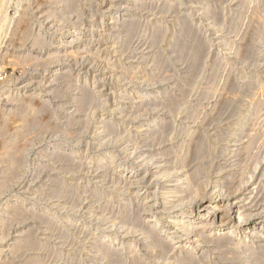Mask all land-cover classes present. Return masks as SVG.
<instances>
[{
	"label": "rangeland",
	"instance_id": "obj_1",
	"mask_svg": "<svg viewBox=\"0 0 264 264\" xmlns=\"http://www.w3.org/2000/svg\"><path fill=\"white\" fill-rule=\"evenodd\" d=\"M125 1L126 0L0 1V3L2 2V4H0V66H3V71L0 69V151L4 149L2 151L3 155L0 152V179H3L2 182L0 181L2 183L1 185H3V181L7 177V174L8 177L11 175L10 178L7 177L11 185L7 183V180L4 183V186L7 185L4 189V186H0V188H2L0 189V231L3 230V233L5 234L9 233L6 235L7 237H5L4 234L0 232V234L3 235H1L0 238L5 237L0 240V261L2 259L6 260L2 261V264H10L13 262L16 258L14 257L15 255L13 256L12 254H14V247H16L14 244L18 242L17 235L21 234L20 231L22 230V232L25 233L26 230L31 227V236L37 237L36 241L38 244L42 239V243H40L39 246L41 247V245L46 243V246H44L47 248L50 246L48 248L50 251L45 249V247L44 249L39 248V246H37L38 244L35 243L36 249L31 251L29 253L30 255L25 252L23 254L22 261L19 262L21 264H24L25 261H28L27 264H36L32 263V261L34 258L36 259V256L39 254H41L39 255L40 257L38 256L40 263L37 264H111V262L112 264H116L119 262L118 260H120L116 259L118 256H121L119 257L121 258L119 264H241L239 262L237 263L238 258H236L237 256H234V252H231V250H229V252L228 249L227 251L225 249L228 248L227 246H233L236 244L240 238L239 235L231 237V241H233V243L230 242L229 244V242H227L225 247L223 246L225 245L223 242L225 234L222 232L219 235L217 230L207 232L208 239H206L208 240V243H205L207 240H204V243L200 242L194 244V238H190L191 235H181V238L177 239L178 241L167 240L165 244L169 241V246L164 244V248L162 249L159 245L162 240L164 241L166 239V232H172L174 230V219L172 218L171 220L169 216L173 217V215H178L176 212H173L175 211V206H172L176 205L178 208L183 206V209L185 208L184 206L187 207V205H189L190 207L188 206V208H195L200 197L205 199L214 198L218 192L222 193L224 200L232 198L231 200L234 199V201H240L245 197L247 201L242 203L244 205L243 208L252 213L260 211L262 216L260 221H264V210H260L261 208H264V181H261L264 180V176H261L264 175V172L262 171L264 170V153H258L259 151H261V153L264 152V141L262 142L261 140H264V103H262L264 100L261 102L262 106L260 104H257L256 106V108H262L263 113L260 111L259 112L261 114L259 112H255L254 114L249 115L250 117H247L250 118L248 121L247 119L242 122L237 121L243 117L253 96L256 95V91H259V85L256 84L258 81L257 79L264 78V61H262L264 60V0H225V2L223 0H167V2L166 0ZM143 2L147 5H144ZM168 2H173L174 4H169ZM235 2L240 3L236 6L237 3ZM253 2H255V5L257 2V5L254 6ZM142 4L143 7H141ZM135 5H139L140 9H136V7H134ZM167 5H170V11L169 9H161V7L163 8ZM177 9H180L182 12L179 13V10L176 12ZM215 9L217 11H215ZM161 10H163V12ZM210 10H213L216 15L219 13L217 17L213 18V16H209L208 11ZM257 11H260L259 16L257 15ZM228 12L231 14H228ZM177 13L179 14L177 15ZM238 14L242 15L240 16ZM218 16H220V18ZM238 16H240L241 19ZM128 17L135 19L136 23L134 22V26H132L133 28L126 27V23L123 24L124 19ZM258 17L260 20H258ZM218 19H221V21L223 20L222 22L224 23H222V27L218 23ZM137 20H139V22H137ZM230 20L234 25H231ZM184 23H192L193 32L196 33L198 31L199 33L197 32V34L198 36L200 35V38L198 37V39H193L192 35L185 33L183 30L185 26ZM215 23L218 25H215ZM137 24L138 26L136 29ZM123 25L124 27H122ZM193 26L194 28H197V30L193 29ZM91 27H95V31H91L93 33L88 31ZM129 31L132 34L129 33ZM233 31L234 33H232ZM217 32L219 34H217ZM250 37H252V39ZM216 38L219 40H216ZM223 38L225 39V43H223ZM241 38L243 40H241ZM194 40L195 42H192ZM250 40L252 42L251 45H249ZM33 43L36 45L38 44V46L41 47L33 46ZM201 43L205 47L208 44L212 47L207 46L210 50H207V48L204 47V51L206 52L203 54L205 56L204 58L203 56L201 58V61L204 62L201 64V70L203 71L200 70V73L197 72L199 74L196 73V75L200 77L196 78L194 73L190 71L191 69L189 66H191V62L195 59L194 55L197 49H200V46L202 48ZM183 44H186V47L189 49L187 50ZM151 45L152 47L150 48ZM175 45L177 50L175 49ZM237 46L240 48L234 49V47ZM182 48L184 49L181 50ZM243 49H245L246 52L244 51L243 53ZM233 51L234 53L236 52V55ZM217 54L219 55L218 57ZM240 54L247 55H245L246 57L244 59V57H241L242 55ZM187 55L190 58H188ZM205 57L207 59H205ZM257 57H260V59H257ZM247 58H249L250 61ZM253 59L257 63L253 62ZM258 61H260V63ZM224 62L226 63L225 65ZM219 63L223 68L219 67ZM191 73L194 77H191ZM210 73L211 76L209 77ZM238 74L240 76H238ZM201 75H204V77ZM207 77H209V81ZM201 78L202 80H200ZM197 81H201L200 84ZM230 81L233 82L231 83ZM233 84L237 85L235 86ZM214 86H216V88H214ZM227 86L229 87L226 88ZM57 87L59 89H57ZM231 88L232 91L233 88L235 90L238 89L236 90L238 92H235L238 96H241L234 97L235 95L233 96V94L236 93L234 91L233 93L230 90ZM217 90H219V93ZM208 91H212V93ZM215 91L218 94H216ZM83 92L86 94H83ZM212 94H215L216 96H211ZM84 95L87 97L92 96L93 99L91 98L88 100L86 96L85 99ZM129 96H131L132 99H130ZM250 96L251 98H249ZM77 97L79 98L77 99ZM81 98L85 100H82ZM75 99L79 100L78 102L88 104L84 105V103H78L79 108H77V100ZM238 100L241 101L238 102ZM174 102L175 104L184 103L182 104V106H184L182 108L176 107L179 105H175ZM223 102L225 104H223ZM154 104L156 106H154ZM168 104L172 107L167 106ZM173 104L175 106H173ZM242 104H244V106ZM80 105L84 107H81ZM127 105L129 107L131 106V109L128 108ZM219 106L221 108L226 107V109L220 108L221 110H219ZM169 107L175 110H171ZM185 107L187 108L185 109ZM119 108L122 109L120 110ZM177 109L179 110L177 111ZM234 111L237 114H235ZM229 112H233V116L236 115V117H232V113ZM257 113H259V116L263 115V117H258ZM227 114H230L231 116ZM190 116L194 117L192 118ZM152 117H154V122L150 126L146 125L148 124V119H152ZM252 120H254L255 123H252ZM168 121L171 123L169 126H166ZM246 121L247 124H245L242 129L243 133L241 134V139H243L241 140V144H243V142L244 144L249 142L253 135L255 139L259 137L257 138L259 142L257 139L254 140V138H252V143L250 142L251 146H248L250 143L247 145L243 144L244 147L243 145H240L238 153H231L229 145L234 143L235 135L239 133V128L242 127V124ZM249 123L253 125L257 124L259 128L256 125L254 126L260 131L262 130L261 132L263 133L259 131L260 136H258V130ZM141 126H143V128ZM246 131L253 132H248L247 135ZM189 133L191 135H189ZM198 133L201 136L205 135V137L203 138L199 136ZM192 134H194V137ZM196 135L203 138V140H201L203 142L200 141L202 143L201 147H199L200 138ZM245 135L248 137H245ZM220 138H222V140ZM7 140L11 141L8 142ZM261 142V145L263 146L261 149L263 151L261 149L258 151L256 148H260V144L258 143ZM6 144L9 147L10 145H13V148L16 146V148H14L15 150L12 148V150L10 148L7 150L8 147ZM182 144L184 149L181 146ZM205 144H207V146ZM225 146L226 148L224 149ZM179 148L183 150H180ZM202 148L208 151L206 152ZM252 148H254L253 152ZM67 149L70 151L74 149L78 152L71 153L73 159H68V162L66 158V161L59 160L58 154L60 152L58 153V151L70 152ZM5 150H7L6 153H4ZM202 150H204L203 152L205 153H202ZM221 150H226L224 151L225 153L222 152L224 155L220 152ZM8 151H11L12 153ZM198 151L204 156H202V158L195 156L198 157L196 160L194 153ZM213 152L216 154L215 157ZM13 153H15L14 155L16 157H14ZM143 153H145V155ZM251 153L255 156L260 154L257 156H261L262 159L258 158V160H256L257 156H250ZM4 154H6L5 156L7 157H5ZM9 154L13 155V158L15 159H21L19 160L20 162L18 159L10 160H13V163L16 161V164H22V166H15V163L13 165V163L11 164L12 161L9 160L7 164L3 163L8 159ZM51 154H53V156ZM161 154L164 155L161 156ZM98 155H102L103 157L101 158V161L96 163L94 159ZM206 155L208 156L207 160L210 158L208 163H206L207 160L204 158H207ZM4 157L5 159H1ZM9 157L12 158L10 155ZM174 157H179V159H175ZM228 159L231 160L228 161ZM250 159H254L253 162L256 160L257 163H252ZM1 160L3 161L1 162ZM111 160H115L116 162L123 164L122 167L107 168L109 165L108 162ZM149 160L150 163L148 162ZM142 161H145V163L142 164ZM199 161H201V164L206 161L205 165L203 164L205 166H203L205 168V170L203 169L205 172L200 170L198 174L192 175L188 180L189 182L181 186V191L179 193H173L171 195L172 198L170 197L168 201H165L163 195L164 191L167 189H174V186L172 185L175 184L174 181L180 176V174L183 175L188 173L191 175L194 171L200 169L199 167H202V165L196 167L200 164L198 163ZM244 161L246 165L249 164V167L252 164L251 168L253 169L251 170V168H248L247 166L243 167L245 166ZM70 162L73 163L71 164ZM1 163L3 164L1 165ZM62 165L66 167H77V169L65 167V169H63ZM222 165L224 168L219 167ZM231 165L235 166L232 167ZM3 166L7 171L3 170ZM10 166L19 167V169H14V167ZM159 166L164 167V174H167V177H158L159 174L156 173L158 171L157 167ZM241 167H243V169H247L242 170ZM11 168H13V171ZM50 168H53V171H51ZM56 168L58 169L56 170ZM167 168H171L172 170ZM66 169H70V172L67 173L66 171L68 170ZM175 169H178L179 171ZM219 169L222 171H218ZM14 170H16V172ZM2 171L5 172L4 176H1L3 175ZM17 172L18 177L16 179V175L14 176V174ZM200 172L206 177H201ZM106 173L109 176L106 175ZM244 173H248V175L252 174V177L248 179L249 182L247 181V177L249 176ZM188 174L185 175L187 176ZM238 174H240L242 179H240ZM197 175L199 177H197ZM141 176H143V178ZM216 176H219V179L216 178ZM225 176H230L231 178H227ZM14 177L15 180H12ZM49 177L52 178V181H50ZM54 177L55 179H53ZM223 177H225L226 180H229L224 182L226 180ZM237 177H239V179ZM56 179L59 180V184ZM199 180L200 182H198ZM238 180H242L244 182L247 181V186L244 188L249 190L247 191L248 194L239 195L243 190L239 191L236 189V187L239 188V185L238 183L236 184V182H239V184L242 185V182ZM61 182L63 184H60ZM258 184L262 186L259 187ZM185 185H188V187L190 186L191 188H196L191 191V188H186ZM211 185L213 186L211 187ZM230 185L232 189H229L231 188L229 187ZM204 186L206 189L203 188ZM58 187L61 188L58 189L61 190L59 191L62 193L61 196L54 193L55 191L58 192V190L55 189ZM52 188L55 189V191ZM224 190H226L227 193H225L226 191L224 192ZM132 191H135L134 194H132ZM194 191L198 193L197 195L199 197L192 202L191 199ZM40 192H43L44 196ZM230 192L231 195L229 196ZM187 194L189 195L187 196ZM238 196H241L240 199ZM57 197L60 198L58 199ZM173 197H175V200H179L175 201ZM221 197L222 196H219L217 199ZM124 200L126 201L124 202ZM126 202L128 204H126ZM22 203L24 207L21 205ZM163 203L164 205H162ZM74 205H76L77 208L76 206L73 207ZM21 207L23 210L27 207L30 211H32V207L34 211L36 210L34 213L35 215L41 217L43 213V215L49 219L52 218V220L49 221L48 219V223L50 222V224L47 226H45L46 224L38 223L40 225L39 228L38 225H35L32 221L29 225L21 223V221L18 224H16V222L9 224L6 217L2 216V214L5 215V213H7L5 211L10 213L15 210L20 211L22 209ZM170 207L171 209H169ZM30 211L28 212L31 213ZM67 216L72 218V221L70 222L71 224L68 223L69 221L66 219ZM220 217L223 219L226 218V223L230 222L231 225L236 224V219H228L225 214H220L219 220ZM47 218H42L41 220L47 221ZM140 220L143 221L140 222ZM149 220H158L162 223V227L160 226V228L156 230H151V232H149L150 230L147 231V225L151 224H149ZM219 220L217 221L219 222ZM4 221L7 222L8 226ZM136 221H139L143 225ZM165 221L168 222L166 223ZM144 222L146 223V226H144ZM123 223L125 224L123 225ZM15 224L17 226H15ZM51 224L54 226L52 227ZM134 224H138V227ZM26 225L30 228H24ZM70 225L74 226L70 227ZM3 226L6 228H3ZM140 226L145 227H143V231ZM49 227H52V229H49ZM72 227H75V229ZM34 228L36 229V233ZM44 228L46 230L43 231L42 229ZM84 228L86 231H84ZM128 229L129 232L126 231ZM80 230H83V232ZM155 231L156 233L154 234ZM200 231L205 232L203 229ZM86 232H88V234ZM61 233H65L67 236L70 235L69 239H66L68 237H65L66 235H62ZM106 233L115 236L117 242L110 244L105 242L104 238L107 235ZM151 233L154 234L153 238L154 236L158 237L156 236L158 233L157 235H159V237L154 239H160L159 243H157V241L153 242L154 239L151 238ZM91 234H93V236ZM86 235L91 236L88 237ZM218 235L222 238L220 239ZM58 236L62 237L57 239ZM70 237H73L72 241ZM90 238L92 239L90 240ZM101 238L102 240L99 241ZM128 241H132L131 243L133 245H131V247L126 245V242ZM252 241L255 243L257 240L255 238ZM62 242L67 243L64 244ZM58 243L60 245H58ZM105 243L109 245H106ZM154 243H157V245ZM190 244H192V247L188 246ZM257 244L258 243H256V245ZM170 245L175 246H171L173 249H169ZM109 246L111 248L113 247L112 251ZM165 247H167V249H165ZM187 247L188 249H186ZM262 247L261 251H264V246ZM96 248L98 249L97 251H100V253L95 251ZM38 249H41V251ZM52 249L53 253L51 252ZM134 249L137 251L135 252ZM108 250L112 255H116V253L118 254L116 257L113 256V260L116 261L115 263L111 260L112 257L108 254ZM115 250L118 251L113 254L112 252ZM161 250L165 252L163 253ZM220 250H224L226 253H223ZM11 251L13 252L11 253ZM55 252H57L58 255ZM2 253L5 254L3 255ZM186 253H188L187 256ZM194 254L197 257H192ZM221 254L222 256L224 255V257L227 256V258H220L222 257ZM32 255L35 256L33 259ZM229 255H231V258ZM63 256H65L64 258H66V260H64ZM157 256H162L163 258ZM60 257L62 260H59ZM102 257H105V259L103 258V260ZM91 258H93V260ZM99 258L102 259V261ZM108 259L109 261L111 260L110 263L108 262ZM136 259H138V262ZM179 259L184 260L180 262ZM232 259L235 261H232ZM38 260L36 262H38Z\"/></svg>",
	"mask_w": 264,
	"mask_h": 264
},
{
	"label": "bare ground",
	"instance_id": "obj_2",
	"mask_svg": "<svg viewBox=\"0 0 264 264\" xmlns=\"http://www.w3.org/2000/svg\"><path fill=\"white\" fill-rule=\"evenodd\" d=\"M1 1V0H0ZM3 2H4V0H2ZM66 1V0H65ZM113 1V0H112ZM127 1V0H126ZM125 1V2H126ZM136 1V0H135ZM172 1V0H171ZM224 2H225V0H223ZM245 1V0H244ZM250 1V0H249ZM64 2V1H63ZM68 2V1H67ZM66 2V3H67ZM142 2V1H141ZM165 2V1H164ZM166 2H167V0H166ZM173 2H175V1H173ZM173 2H168L169 4L170 3H173ZM248 2V1H247ZM264 2V1H263ZM69 3V2H68ZM130 3H131V1H130ZM129 3V4H130ZM144 3V2H143ZM147 3V2H146ZM235 3H237V5L236 6H238V4L240 3H238V2H235ZM234 3V4H235ZM244 3V2H243ZM254 4V6H256L257 5V2H256V5H255V2H253ZM0 4H2V2L0 3ZM174 4V3H173ZM183 4V3H182ZM249 4H250V2H249ZM111 5H114V4H111ZM123 5V4H122ZM125 5V4H124ZM139 5H141V4H139ZM134 6V7H136V9L137 8H139L140 6ZM144 5H147V4H145L144 3ZM176 5V4H175ZM243 5V4H242ZM244 5H245V3H244ZM2 6V5H1ZM126 6V5H125ZM128 6V5H127ZM234 6V5H233ZM66 7H67V5H66ZM133 7V6H132ZM141 7H143V4H142V6ZM146 7V6H145ZM170 5H167L166 7H161V9H166V10H168L169 9V11H170ZM171 7H173V6H171ZM218 7V6H217ZM235 7V6H234ZM129 8V7H128ZM173 8H175V7H173ZM177 8H179V7H177ZM203 8V7H202ZM207 8V7H206ZM215 8V7H214ZM225 8V7H224ZM245 8H247V7H245ZM74 9V8H73ZM140 9V8H139ZM200 9V8H199ZM241 9H242V7H241ZM253 9H254V7H253ZM252 9V10H253ZM119 10V9H118ZM178 10H179V13L180 12H182V11H180V9H177L176 10V12H178ZM181 10H183V9H181ZM219 10V9H218ZM245 10H247V9H245ZM249 10V9H248ZM114 11V10H113ZM122 11V10H121ZM128 11V10H127ZM162 12H163V10H161ZM215 11H217L216 9H215ZM231 11V10H230ZM137 12V11H136ZM185 12V11H184ZM221 12V11H220ZM234 12V11H233ZM252 12V11H251ZM258 12V13H257ZM257 12H255V13H257V15L259 16L260 14H259V12L260 11H257ZM124 13V12H123ZM179 13H177V15L179 14ZM187 13V12H186ZM190 13V12H189ZM214 11L213 10H210V11H208V15L209 16H213V18H215V17H217V15L219 14H217L216 15V13H215V15H214ZM222 13V12H221ZM230 12H228V14H229ZM235 13H236V11H235ZM254 13V14H255ZM262 13V12H261ZM185 14V13H184ZM231 14V13H230ZM253 14V15H254ZM132 15V14H131ZM222 15V14H221ZM238 15H240V14H238ZM242 15V14H241ZM240 15V16H241ZM128 16V15H127ZM130 16V15H129ZM135 16V15H134ZM180 16V15H179ZM240 16H238V17H240ZM136 17H138V16H136ZM173 17V16H172ZM183 17V16H182ZM219 18H220V16H218ZM234 17H235V15H234ZM238 17H237V19H238ZM179 18V17H178ZM189 18V17H188ZM223 18V17H222ZM259 18V17H258ZM257 18V19H258ZM112 19V18H111ZM110 19V20H111ZM119 19V18H118ZM136 19H138V18H136ZM186 19H187V17H186ZM233 19V18H232ZM240 19H241V17H240ZM251 19H252V17H251ZM113 20H114V18H113ZM123 20V19H122ZM163 20V19H162ZM228 20V19H227ZM239 20V19H238ZM258 20H260V18L258 19ZM261 20H262V18H261ZM264 20V19H263ZM192 21V20H191ZM190 21V22H191ZM208 21V20H207ZM218 23L220 24V26L222 25V23H224V22H222L221 21V19H218ZM229 21V20H228ZM235 21V20H234ZM116 22H117V20H116ZM134 22H135V19L134 18H132V17H128V18H126V19H124V21H123V24H125L126 23V27H131V28H133L132 26H134L133 24H134ZM137 22H139V20H137ZM230 22H231V20H230ZM256 22H258V21H256ZM262 22V21H261ZM136 23V22H135ZM158 23H160V22H158ZM199 23V22H198ZM95 24V23H94ZM185 24V23H184ZM259 24V23H258ZM110 25V24H109ZM158 25V24H157ZM215 25H218L217 23H215ZM223 25H225V24H223ZM231 25H234V24H232V22H231ZM137 26H138V24L136 25V29H137ZM253 26V25H252ZM122 27H124V25L122 26ZM197 27V26H196ZM222 27V26H221ZM231 27H233V26H231ZM235 27V26H234ZM95 28V27H94ZM94 28H89L88 29V31H95V29ZM125 29V28H124ZM128 29V28H127ZM126 29V30H127ZM159 29V28H158ZM193 29H195V30H197V28H194V26H193ZM229 29V28H228ZM85 30V29H84ZM184 31H185V33H187V34H190V35H192V38L193 39H198V37L200 38V35L198 36V34H197V32L196 33H194L193 31L194 30H192V23H186L185 24V26H184V29H183ZM224 30H225V27H224ZM224 30H222V31H224ZM257 30V29H256ZM159 31H160V29H159ZM182 31V30H181ZM235 31V30H234ZM234 31L232 32V33H234ZM79 32V31H78ZM89 32V33H90ZM128 32V31H127ZM156 32H157V30H156ZM72 33V32H71ZM74 33H75V31H74ZM91 33H93V32H91ZM129 33H131L130 31H129ZM134 33H135V31H134ZM158 33V32H157ZM199 33V32H198ZM201 33V32H200ZM210 33V32H209ZM224 33V32H223ZM132 34V33H131ZM183 34V33H182ZM217 34H219L218 32H217ZM254 34V33H253ZM257 34V33H256ZM255 34V35H256ZM71 35V34H70ZM155 35V34H154ZM157 35V34H156ZM229 35H230V33H229ZM237 35V34H236ZM238 35H239V33H238ZM262 35V34H261ZM197 37V38H194V37ZM201 36H202V34H201ZM259 36V35H258ZM263 37V36H262ZM155 38V37H154ZM156 38H158V37H156ZM207 38V37H206ZM220 38V37H219ZM240 38V37H239ZM247 38V37H246ZM251 39H252V37H250ZM255 38V37H254ZM253 38V39H254ZM260 38V37H259ZM213 39V38H212ZM221 39V38H220ZM249 39V38H248ZM203 40H204V38H203ZM216 40H219V39H217L216 38ZM241 40H243L242 38H241ZM257 40V39H256ZM264 40V39H263ZM154 41V40H153ZM208 41V40H207ZM231 41V40H230ZM254 41V40H253ZM192 42H195V40L194 41H192ZM200 42V41H199ZM36 43V42H35ZM185 43V42H184ZM223 43H225V39L223 38ZM251 40H250V43H249V45H251ZM255 43H256V41H255ZM259 43V42H258ZM187 44V43H186ZM186 44H183V45H185V47H186ZM205 44V43H204ZM248 44V43H247ZM33 46H38V44L36 45V44H32ZM75 45V44H74ZM170 45H171V43H170ZM199 45V44H198ZM201 45H202V48H201V46H200V49H197V51H196V53H195V55H194V57H195V59H194V61L193 62H191L192 64H191V66H189L190 67V69H188V70H190L192 73H194V75H195V77L196 78H198V77H200V76H197L196 75V73L197 72H199L200 70H201V64L202 63H204V62H202L201 61V58H202V56H203V58H204V52H206V51H204V45L201 43ZM206 45V44H205ZM210 44H208L207 46H209ZM231 45H232V43H231ZM234 45V44H233ZM239 45V44H238ZM245 45V44H244ZM261 45V44H260ZM44 46V45H43ZM207 46L205 47V48H207ZM214 46V45H213ZM38 47H41V46H38ZM152 47V45L150 46V48ZM209 47H212V46H209ZM231 47H233V46H231ZM247 47V46H246ZM257 47V46H256ZM259 47V46H258ZM261 47V46H260ZM187 48V47H186ZM199 48V47H198ZM238 49V48H240V47H234V49ZM263 48V47H262ZM175 49H176V45H175ZM184 48H182L181 50H183ZM189 48H187V50H188ZM218 49V48H217ZM250 49V48H249ZM177 50V49H176ZM206 50V49H205ZM207 50H210V49H208L207 48ZM255 50V49H254ZM73 51V50H72ZM238 51V50H237ZM244 51H245V49H243V53H244ZM183 52V51H182ZM187 52H189V51H187ZM217 52V51H216ZM239 52H241V51H239ZM246 52V51H245ZM256 52H257V50H256ZM258 52H260V51H258ZM70 53H74V52H70ZM153 53V52H152ZM151 53V54H152ZM185 53V52H184ZM212 53V52H211ZM219 53V52H218ZM233 53H234V51H233ZM236 53V52H235ZM234 53V54H235ZM238 53V52H237ZM250 53V52H249ZM255 53V52H254ZM7 54V53H6ZM207 54V53H206ZM258 54V53H257ZM236 55V54H235ZM240 55H242V54H240ZM245 55H247V54H245ZM245 55H242L241 57H244V59H245ZM256 55V54H255ZM4 56V55H3ZM77 56V55H76ZM208 56V55H207ZM215 56V55H214ZM219 55L217 54V57H218ZM224 56V55H223ZM228 56V55H227ZM239 56V55H238ZM249 56V55H248ZM187 57H188V55H187ZM186 57V58H187ZM220 57H222V56H220ZM240 57V58H241ZM188 58H190V57H188ZM237 58V57H236ZM252 58H253V56H252ZM260 59V57H257V59ZM2 59V58H1ZM205 59H207L206 57H205ZM215 59V58H214ZM213 59V60H214ZM249 61H250V59L249 58H247ZM255 59V58H254ZM254 59L252 60L253 62H255L254 61ZM222 60V59H221ZM256 60V59H255ZM216 61H218V60H216ZM247 61V60H246ZM262 61H264V60H262ZM259 63H260V61H258ZM250 63V62H249ZM255 63H257V62H255ZM262 63V62H261ZM226 63L224 62V65H225ZM204 65V64H203ZM202 65V66H203ZM219 67H222V65L219 63ZM228 65V64H227ZM214 66H215V64H214ZM251 67V66H250ZM260 67V66H259ZM223 68V67H222ZM0 69H2V71H3V66L1 67L0 66ZM203 69H204V67H203ZM218 69V68H217ZM248 70V69H247ZM261 70V69H260ZM201 71H203V70H201ZM263 71H264V69H263ZM212 72H213V68H212ZM190 73V72H189ZM192 73H191V75H192ZM200 73V72H199ZM199 73H197V74H199ZM202 73V72H201ZM216 73V72H215ZM214 73V74H215ZM203 74H204V72H203ZM254 74V73H253ZM264 74V73H263ZM201 76H203L204 77V75H201ZM211 76V73H210V75H209V77ZM238 76H240L239 74H238ZM191 77H194L193 75L191 76ZM209 77H207V79H208V81H209ZM215 77V76H214ZM226 77V76H225ZM206 79V80H207ZM228 79V78H227ZM200 80H202V78L200 79ZM239 80H241V79H239ZM246 80V79H245ZM247 80H248V77H247ZM255 80V79H254ZM258 81H257V83L256 84H258L259 85V91H256L257 93H256V95H251V96H253V98H252V100H251V102H250V104H249V106H248V109L246 110V112H245V114L243 115V117H241L239 120H237V121H239V122H242V121H245L246 119H247V121H248V119H250V118H247L249 115H252V114H254L255 112H262L263 113V111H262V108L260 109V108H256V106H257V104H262V103H264V78H259V79H257ZM214 81V80H213ZM252 81V80H251ZM198 82V81H197ZM200 82L201 81H199L198 83L200 84ZM231 82V81H230ZM233 82V81H232ZM231 82V83H232ZM235 82V81H234ZM254 82V81H253ZM239 83V82H238ZM242 83V82H241ZM227 85V84H226ZM233 85H237V84H233ZM244 85V84H243ZM252 85V84H251ZM211 86V85H210ZM213 86V85H212ZM255 86V85H254ZM229 86H227L226 88H228ZM238 87H239V85H238ZM241 87H243V86H241ZM252 87V86H251ZM214 88H216V86H214ZM235 88V87H234ZM233 88V91L235 92L236 90H238V89H234ZM244 88V87H243ZM247 88V87H246ZM57 89H59L58 87H57ZM131 89V88H130ZM207 89V88H206ZM240 89V88H239ZM54 90H56V89H54ZM86 90V89H85ZM226 90H229V89H226ZM231 91H232V88L230 89ZM254 90V89H253ZM87 91V90H86ZM139 91V90H138ZM219 90H217V92H218ZM232 91V92H233ZM248 91V90H247ZM88 92V91H87ZM135 92V91H134ZM141 92V91H140ZM144 92V91H143ZM207 92V91H206ZM208 92H211L212 93V91H208ZM216 92V91H215ZM216 92V94H218ZM233 92V93H234ZM236 92H238V91H236ZM235 92V93H236ZM243 92V91H242ZM251 92H253V91H251ZM127 93V92H126ZM146 93V92H145ZM83 94H86V93H84L83 92ZM87 94H90V93H87ZM94 94V93H93ZM141 94V93H140ZM205 94H207V93H205ZM244 94V93H243ZM248 94H250V93H248ZM253 94V93H252ZM123 95V94H122ZM127 95H128V93H127ZM209 95V94H208ZM208 95H206V96H208ZM213 95H215V94H212L211 96H213ZM235 95V96H234ZM245 95H247V94H245ZM76 96V95H75ZM86 95H84V97H85ZM125 96H126V94H125ZM204 96V95H203ZM205 96V97H206ZM216 96V95H215ZM225 96V95H224ZM233 96L234 97H237L238 95H237V93L236 94H233ZM241 96V95H240ZM240 96H238V97H240ZM251 96L249 97V98H251ZM79 97H80V95H79ZM79 97H77V99L79 98ZM87 97V96H86ZM86 97H85V99H86ZM130 97V99H132L131 98V96H129ZM140 97V96H139ZM202 97V96H201ZM234 97H232V98H234ZM243 97V96H242ZM92 98V96H90V97H87V99L89 100V99H91ZM246 98V97H245ZM77 99H75V100H77ZM82 100H85V99H83V98H81ZM93 99V98H92ZM121 99V98H120ZM134 99V98H133ZM147 99V98H146ZM235 99V98H234ZM247 99H248V97H247ZM73 100V99H72ZM144 100V99H143ZM170 100V99H169ZM242 100V99H241ZM241 100H238V102L239 101H241ZM79 100H77L76 101V106H77V108H79V106H78V103H84V102H78ZM139 101H140V98H139ZM173 101V100H172ZM171 101V102H172ZM225 101V100H224ZM243 101H244V99H243ZM263 101V102H262ZM170 102V101H169ZM177 102V101H176ZM227 102V101H226ZM246 102V101H245ZM262 102V103H261ZM68 103V102H67ZM121 103V102H120ZM128 103V102H127ZM154 103V102H153ZM173 103V102H172ZM172 103H171V105H172ZM242 103V102H241ZM86 103H84V105H85ZM88 104V103H87ZM86 104V105H87ZM137 104V103H136ZM141 104V103H140ZM156 104V103H155ZM154 104V106H156ZM174 104H175V102H174ZM173 104V106H175V105H179V106H176V107H183L182 106V104H184V103H180V104H175L174 105ZM223 104H225L224 102H223ZM226 104H228V103H226ZM232 104H234V103H232ZM118 105V104H117ZM116 105V106H117ZM181 105V106H180ZM243 106H244V104H242ZM264 105V104H263ZM75 106V107H76ZM81 107H84V106H82V105H80ZM126 106V105H125ZM167 106H170L169 104L167 105ZM186 106V105H185ZM214 106V105H213ZM226 106V105H225ZM228 106V105H227ZM229 106H230V104H229ZM262 106V105H261ZM118 107V106H117ZM127 107L128 108H130L131 109V106L129 107L128 105H127ZM170 107H172V106H170ZM169 107V108H170ZM175 107V108H176ZM77 108H76V110H77ZM156 108V107H155ZM174 108V107H173ZM180 108V109H181ZM187 107H185V109H186ZM221 107L219 106V110H221V109H226V107H224V108H221ZM236 108V107H235ZM239 108V107H238ZM81 109V108H80ZM79 109V110H80ZM120 109V108H119ZM122 109V108H121ZM120 109V110H121ZM127 109V108H126ZM171 109V108H170ZM119 110V111H120ZM140 110V109H139ZM171 110H175V109H171ZM179 109H177V111H178ZM239 110H241V109H239ZM224 111V110H223ZM231 111V110H230ZM233 111V110H232ZM242 111V110H241ZM173 112V111H172ZM219 112V111H218ZM226 112V111H225ZM259 112V113H260ZM184 113V112H183ZM222 113V112H221ZM229 113H232V117H236V115H234L233 116V114L235 113V111H234V113L233 112H229ZM259 113H257L258 115V117H260V116H262L263 117V115H260L259 116ZM235 114H237V113H235ZM261 114V113H260ZM148 115V114H147ZM193 115V114H192ZM223 115V114H222ZM227 115H230V114H227ZM154 116V115H153ZM231 116V115H230ZM190 117H192V116H190ZM194 117V116H193ZM192 117V118H193ZM238 117H240V116H238ZM250 117V116H249ZM262 117H261V119H262ZM166 118V117H165ZM197 118V117H196ZM229 118H231V117H229ZM257 118V117H256ZM161 119H163V118H161ZM195 119V118H194ZM264 119V118H263ZM149 121H148V124H146V125H148V126H150L153 122H154V117H152V119H148ZM168 120V119H167ZM170 120V119H169ZM202 120H204V119H202ZM226 120H228V119H226ZM255 120V119H254ZM254 120H252L253 122L252 123H255L254 122ZM200 121H201V119H200ZM247 121L245 122V123H243L242 125V127H240L239 128V133L238 134H234L235 135V137H234V143H232V144H230L229 145V147H230V152L231 153H238V150H239V146L240 145H243L244 144V142H243V144H241V140L243 139H241V134L243 133V131H242V129L244 128V126H245V124H247ZM257 121V120H256ZM258 121H259V119H258ZM161 122V121H160ZM169 122V121H168ZM167 122V124H166V126L168 125L169 126V124L171 123V122H169L168 123ZM221 122V121H220ZM161 123H163V122H161ZM258 123V122H257ZM211 124V123H210ZM232 124V123H231ZM250 124V123H249ZM142 125V124H141ZM250 125H253V124H250ZM249 125V126H250ZM254 125H256L257 126V124H254ZM253 125V126H254ZM144 126V125H143ZM143 126H141L142 128H143ZM147 126V127H148ZM155 126V125H154ZM165 126V127H166ZM233 126H234V124H233ZM236 126V125H235ZM225 127V126H224ZM255 127V126H254ZM253 127V128H254ZM258 127V126H257ZM186 128V127H185ZM234 128V127H233ZM250 128H252V127H250ZM256 128V127H255ZM259 128V127H258ZM100 129V128H99ZM182 129V128H181ZM188 129V128H187ZM186 129V130H187ZM257 129V128H256ZM255 129V130H256ZM152 130V129H151ZM189 130V129H188ZM195 130V129H194ZM250 130V129H249ZM252 130V129H251ZM258 130V132L260 131L259 129H257ZM256 130V131H257ZM147 131V130H146ZM146 131H144V132H146ZM262 131V130H261ZM260 131V132H261ZM142 132V131H141ZM143 132V133H144ZM187 132V131H186ZM188 132H190V131H188ZM194 132V131H193ZM200 132V131H199ZM245 132V131H244ZM247 133V135H248V132H253V131H246ZM257 132V134H258V136H260L259 134H260V132L258 133ZM231 133V132H230ZM230 133H228V134H230ZM261 133H263V132H261ZM146 134V133H145ZM223 134V133H222ZM252 134V133H251ZM251 134H249L250 136H252ZM189 135H191L190 133H189ZM194 134H192V136H193ZM198 135H199V133H198ZM198 135H196V136H198ZM230 135H232V134H230ZM244 135V134H243ZM199 136H201V135H199ZM198 136V137H199ZM218 136V135H217ZM216 136V137H217ZM256 136V135H255ZM190 137V136H189ZM194 137V136H193ZM201 137H205V135H203V136H201ZM212 137V136H211ZM216 137H213V138H216ZM245 137H248V136H246L245 135ZM262 137H263V135H262ZM262 137H260V138H262ZM200 138V137H199ZM203 138H200V140H199V142L201 141V140H203ZM230 138V137H229ZM252 138H254V135L252 136ZM251 138V139H252ZM257 138H259V137H257ZM256 138V139H257ZM264 138V137H263ZM221 140H222V138H220ZM225 139V138H224ZM251 139H250V141L249 142H247V143H245L246 145L248 144V143H250L251 142ZM255 138H254V140H256ZM217 140V139H216ZM221 140H219V141H221ZM226 140V139H225ZM244 140H245V138H244ZM258 140V139H257ZM262 140V142L264 141L263 139H261ZM8 142L9 141H11V140H7ZM207 141V140H206ZM248 141V140H247ZM191 142V141H190ZM189 142V143H190ZM201 142H203V141H201ZM200 142V146L199 147H201V145H202V143ZM222 142V141H221ZM223 142H225V141H223ZM254 142V141H253ZM256 142V141H255ZM258 142H259V140H258ZM262 142L261 143H258V144H260V148H256L258 151H259V149H261V147H263L264 146V143H263V146L261 145L262 144ZM143 143V142H142ZM207 143V142H206ZM214 143V142H213ZM252 143V142H251ZM251 143L248 145V146H251ZM5 144V143H4ZM9 144V143H8ZM244 144V145H245ZM256 144H257V142H256ZM7 145V144H6ZM14 145H16V144H14ZM179 145V144H178ZM192 145H195V144H192ZM206 146H207V144H205ZM217 145V144H216ZM215 145V146H216ZM223 145V144H222ZM244 145H243V147H244ZM5 146V145H4ZM3 146V147H4ZM13 146V145H12ZM11 145H10V147L7 145V150H9V148L11 149H14V148H16V146H14V148L12 147ZM182 146V148L184 149V147H183V144L181 145ZM181 146H179V147H181ZM191 146V145H190ZM209 146V145H208ZM211 146V145H210ZM254 146H255V144H254ZM6 147V146H5ZM4 147V148H5ZM187 147H189V146H187ZM191 147H193V146H191ZM228 147V148H229ZM253 147V146H252ZM256 147V146H255ZM198 148V147H197ZM226 148V146L224 147V149ZM248 148V147H247ZM250 148V147H249ZM264 148V147H263ZM1 149H2V146H1ZM11 149V150H12ZM180 150H183V149H181V148H179ZM186 149V148H185ZM199 149V148H198ZM202 149H204V148H202ZM241 149V148H240ZM246 149V148H245ZM253 149L254 148H252V152H253ZM255 149V150H256ZM4 149H2L0 152H1V154H2V151H3ZM7 150H5V152L4 153H6V151ZM15 150V149H14ZM67 150H69V149H67ZM168 150V149H167ZM205 151H206V149H204ZM204 150H202V153H205V152H203ZM212 150V149H211ZM220 150V149H219ZM227 150V149H226ZM226 150H224V151H226ZM262 150V149H261ZM70 151V150H69ZM170 151V150H169ZM179 151V150H178ZM187 151V150H186ZM200 151H201V149H200ZM208 151V150H207ZM206 151V152H207ZM223 150H221L220 152L222 153H225ZM257 151V152H258ZM263 151V150H262ZM8 152H11V151H8ZM60 152V153H59ZM78 151L77 150H74V149H72L70 152H62V151H58V158H59V160H61V161H63V160H65L66 161V159H67V162H68V159H70V160H72L73 159V157H72V155H71V153H77ZM105 152V151H104ZM143 152V151H142ZM147 152V151H146ZM183 152V151H182ZM188 152V151H187ZM199 152V151H198ZM198 152H195L194 153V157L195 156H199V157H201L202 158V156H204L202 153H200V155H199V153ZM215 152V151H214ZM213 152V153H214ZM246 152V151H245ZM251 152V151H250ZM256 152V151H255ZM12 153V152H11ZM55 153V152H54ZM57 153V152H56ZM151 153V152H150ZM168 153V152H167ZM210 153V152H209ZM213 153H212V156H213ZM222 153V154H223ZM248 153V152H247ZM258 153H260V154H263L264 152H262L261 153V151H259ZM15 153H13V155H14ZM78 154H80V153H78ZM139 154V153H138ZM144 155H145V153H143ZM160 154V153H159ZM186 154V153H185ZM211 154V153H210ZM260 154H257V155H260ZM3 155V154H2ZM6 154H4V156H5ZM9 155L10 156H12V158L11 157H9ZM8 155V159L5 161V162H3V163H5V164H7L8 163V160L9 161H12L11 162V164L13 163V160H10V159H15V158H13V155H11V154H9ZM52 156H53V154H51ZM109 155V154H108ZM151 155V154H150ZM162 155H164V154H161V156ZM208 155V154H207ZM206 155V156H207ZM218 155V154H217ZM224 155V154H223ZM228 155V154H227ZM245 155V154H244ZM252 155H254L253 153H251V155L250 156H252ZM256 155V156H257ZM1 156V155H0ZM141 156H143V155H141ZM208 156H210V155H208ZM208 156H207V158L206 157H204L205 158V160H207L208 159ZM216 156V154L214 153V157ZM219 156H220V154H219ZM226 156V155H225ZM246 156V155H245ZM244 156V157H245ZM255 156V155H254ZM255 156V157H256ZM5 157H7V156H5ZM5 157L4 158H1V159H5ZM14 157H16L15 155H14ZM20 157V156H19ZM55 157H56V155H55ZM54 157V158H55ZM76 157V156H75ZM75 157H74V159H75ZM103 156L102 155H98V156H96L95 157V161H96V163L98 162V161H101V158H102ZM151 157H153V156H151ZM222 157H224V156H222ZM227 157V156H226ZM226 157H224V158H226ZM238 157V156H237ZM66 158V159H65ZM94 158V157H93ZM175 159L176 158H178L179 159V157H174ZM196 158V160H197V158L198 157H195ZM201 158H199V159H201ZM220 158V157H219ZM246 158H249V157H246ZM246 158H242V159H246ZM252 158H254V157H252ZM257 158V159H256ZM255 159L256 160H258V158H261V156L260 157H256ZM264 158V157H263ZM18 159V161L19 160H21V159H19V158H16L15 160H17ZM112 159V158H111ZM154 159V158H153ZM173 159V158H172ZM174 159V160H175ZM182 159H183V157H182ZM214 159V158H213ZM232 159V158H231ZM231 159H228V161L229 160H231ZM242 159H240V160H242ZM262 159V158H261ZM52 160V159H51ZM93 160V161H94ZM110 160V159H109ZM204 160V159H203ZM209 160H210V158H209ZM209 160H207V162L206 163H208L209 162ZM238 160V159H237ZM254 160V159H253ZM253 160L252 159H250V161H252V163H257L256 162V160H255V162H253ZM3 160H1V162H2ZM54 161H55V159H54ZM56 161H58V160H56ZM60 161V162H61ZM74 161V160H73ZM93 161H90V162H93ZM168 161V160H167ZM185 161V160H184ZM184 161H182V162H184ZM224 161V160H223ZM227 161V162H228ZM16 162V161H15ZM14 162V163H15ZM20 162V161H19ZM143 162V161H142ZM149 163H150V160L148 161ZM147 162V163H148ZM162 162H164V161H162ZM178 162V161H177ZM176 162V163H177ZM201 161H199L198 163H200ZM205 162H203V164L205 165ZM226 162V161H225ZM235 162V161H234ZM240 162V161H239ZM247 162H249V161H247ZM260 162V161H259ZM3 163H1V165L3 164ZM14 163H13V165H14ZM22 163V162H21ZM56 163H58V162H56ZM71 163V162H70ZM73 163V162H72ZM71 163V164H72ZM140 163V162H139ZM145 163V161L142 163V164H144ZM156 163V162H155ZM181 163V162H180ZM180 163H178V164H180ZM186 163H189V162H186ZM219 163V162H218ZM233 163V162H232ZM109 164V165H108ZM108 167L107 168H121L122 167V165L123 164H120L119 162H116L115 160H111V161H109L108 162ZM166 164H167V162H166ZM174 164V163H173ZM203 164H198V166H196V167H199L200 165H202V167L200 166L199 168L200 169H197L196 171H194L191 175H189L188 173H185V174H188L187 176L185 175V174H183V175H181L180 174V176L174 181L175 182V184H173L172 186H174V189H172V190H165L164 191V200L165 201H168V199L171 197V195L173 194V193H179L180 191H181V186L182 185H184L185 183H187V182H189L188 180L191 178V176L192 175H196V174H198V172L200 171V170H202V171H204L205 170V166L203 165ZM240 164H243V163H240ZM244 164H245V161H244ZM19 165H21L22 166V164H16L15 163V166H19ZM39 165V164H38ZM67 165V164H66ZM95 165V164H94ZM177 165V164H176ZM206 165H209V164H206ZM218 165V164H217ZM230 165V164H229ZM249 165V164H248ZM248 165H246L245 164V166H243V167H248V168H251L252 166V164L250 165V167L248 166ZM15 166H10V167H14V169H19V167H15ZM67 166H69V165H67ZM71 166H73V165H71ZM74 166H77V165H74ZM103 166V165H102ZM141 166V165H140ZM204 166V167H203ZM232 166V165H231ZM233 166H235V165H233ZM232 166V167H233ZM253 166H254V164H253ZM53 167V166H52ZM62 167H63V169H65V168H76L77 169V167H66V166H63L62 165ZM65 167V168H64ZM126 167V166H125ZM176 167V166H175ZM184 167V166H183ZM185 167H187V166H185ZM219 167H223V165L222 166H219ZM229 167V166H228ZM228 167H226V168H228ZM240 167V166H239ZM243 167H241V169L242 170H244V169H247V168H244L243 169ZM257 167V166H256ZM255 167V168H256ZM2 168V167H1ZM3 170H5L6 168L3 166ZM158 168V171H157V173L156 174H159L158 175V177H162V178H165V177H167V174L165 175L164 174V167H162V166H159V167H157ZM179 168V167H178ZM216 168V167H215ZM224 168V167H223ZM223 168H222V170H223ZM231 168V167H230ZM9 169V168H8ZM12 169V171H13V168H11ZM10 169V170H11ZM58 168H56V170H57ZM103 169V168H102ZM133 169V168H132ZM131 169V170H132ZM135 169V168H134ZM167 169H171V168H167ZM181 169V168H180ZM204 169V170H203ZM209 169V168H208ZM253 168H251V170H252ZM50 170L51 171H53V168H50ZM61 170V169H60ZM66 170H68V171H66L67 173H69L70 171V169H66ZM73 170V169H72ZM113 170V169H112ZM111 170V171H112ZM124 170V169H123ZM172 170V169H171ZM175 170H178V169H175ZM221 169H219L218 171H220ZM221 170V171H222ZM237 170V169H236ZM250 170V169H249ZM249 170H247V171H249ZM250 170V171H251ZM5 171H7V170H5ZM9 171V170H8ZM15 172H16V170H14ZM19 171V170H18ZM63 171H65V170H63ZM167 171V170H166ZM179 171V170H178ZM263 172H264V170H262ZM261 171V172H262ZM3 172V171H2ZM10 172V171H9ZM101 172H103V171H101ZM100 172V173H101ZM140 172V171H139ZM173 172V171H172ZM205 172V171H204ZM213 172H215V171H213ZM234 172V171H233ZM242 172H244V171H242ZM261 172H259V173H261ZM1 173V172H0ZM4 173L5 172H3L2 174L3 175H1V176H4ZM7 173V172H6ZM11 173H14V172H11ZM10 173V174H11ZM119 173V172H118ZM169 173H171V172H169ZM178 173V172H177ZM201 173V172H200ZM218 173V172H217ZM216 173V174H217ZM235 173H236V171H235ZM238 173H241V172H238ZM18 172L17 173H15L14 174V176L16 175V179H17V177H18ZM49 174V173H48ZM203 173H201V177L203 176V177H206V176H204V175H202ZM227 174V173H226ZM237 174V173H236ZM235 174V175H236ZM244 174H247L248 175V173H244ZM13 175V174H12ZM106 175H108L107 173H106ZM138 175H139V173H138ZM169 175H171V174H169ZM228 175H230V174H228ZM234 175V176H235ZM260 175V174H259ZM109 176V175H108ZM108 176H104V177H108ZM152 176H154V175H152ZM199 176H200V174H199ZM198 175H197V177H199ZM224 176V175H223ZM238 176L240 177V174H238ZM243 176V175H242ZM245 176V175H244ZM249 177H247V181H248V179L249 178H251L252 177V174L250 175H248ZM261 176H264V175H261ZM7 177H8V174H7ZM5 178V180L3 181L4 183L8 180V178H10L11 177V175H9V177L8 178ZM51 177V176H50ZM49 177V178H50ZM101 177V176H100ZM135 177H137V176H135ZM142 178H143V176H141ZM157 177V176H156ZM194 177H196V176H194ZM200 177V178H201ZM219 176H216V178H218ZM225 177H227V178H231L230 176L228 177V176H225ZM225 177H223V178H225ZM239 177H237L238 179H239ZM127 178V177H126ZM125 178V179H126ZM133 178V177H132ZM139 178V177H138ZM199 178V179H200ZM234 178V177H233ZM258 178H260V177H258ZM53 179H55V177L53 178ZM192 179H194V178H192ZM214 179V178H213ZM219 179V178H218ZM222 179V178H221ZM240 179H242V177H240ZM3 180V179H2ZM2 180L0 179V181L2 182ZM12 180H15V177L12 179ZM49 180V179H48ZM135 180V179H134ZM142 180H144V179H142ZM208 180H209V178H208ZM225 180H226V178H225ZM229 180V179H228ZM228 180H226V181H224V182H227ZM232 180V179H231ZM230 180V181H231ZM245 180V179H244ZM50 181H52V178H50ZM56 181H57V183L59 184V180H57L56 179ZM221 181V180H220ZM219 181V182H220ZM222 181V182H223ZM235 181V180H234ZM238 181H241L242 183V185H240L239 184V182H236V184L238 183V185H239V188L238 187H236V189H238L239 191L240 190H243L239 195H244V194H248V192L247 191H249L247 188H244L245 186H247L246 184H247V181L246 182H244V181H242V180H238ZM261 181H264V180H261ZM0 182V186H4L5 184L3 183V185H1L2 183ZM11 182V181H10ZM53 182H54V180H53ZM190 182H192V181H190ZM198 182H200V180L198 181ZM203 182V181H202ZM244 182V183H243ZM249 182V181H248ZM7 183H9V180H8V182ZM12 183V182H11ZM164 183V182H163ZM173 183V182H172ZM255 183V182H254ZM262 183V182H261ZM10 184V183H9ZM55 184V183H54ZM58 184H56V185H58ZM60 184H63L62 182L60 183ZM142 184V183H141ZM211 184V183H210ZM226 184V183H225ZM231 184V183H230ZM236 184H235V186H236ZM256 184V183H255ZM11 185V184H10ZM203 185H204V183H203ZM207 185V184H206ZM215 185V184H214ZM259 185V184H258ZM7 186V185H6ZM6 186H4L3 187V189L6 187ZM169 187H171L170 185H168ZM186 186V188L188 187V185H185ZM213 185H211V187H212ZM220 186H222V185H220ZM260 186H262V185H259V187ZM54 187V186H53ZM136 187V186H135ZM168 187V188H169ZM184 187V186H183ZM190 187V186H189ZM188 187V188H189ZM192 187H193V185H192ZM207 187H208V185H207ZM218 187V186H217ZM216 187V188H217ZM223 187H224V185H223ZM229 187H231V185L229 186ZM251 187H252V185H251ZM172 188V187H171ZM191 188V187H190ZM196 188V187H195ZM195 188L193 187V188H191V191H193V190H195ZM203 188H205V186L203 187ZM222 188V187H221ZM263 188V187H262ZM0 189H2V188H0ZM53 189V188H52ZM55 189H61V188H55ZM55 189H53L54 191H55ZM68 189V188H67ZM127 189V188H126ZM206 189V188H205ZM215 189V188H214ZM227 189H228V187H227ZM229 189H232V187L231 188H229ZM261 189V188H260ZM259 189V190H260ZM43 190V189H42ZM48 190V189H47ZM137 190V189H136ZM143 190V189H142ZM141 190V191H142ZM251 190V189H250ZM263 190V189H262ZM1 191V190H0ZM44 191V190H43ZM50 191V190H49ZM59 191H61V190H58V192ZM160 191H162V190H160ZM226 190H224V192H225ZM58 192H54V193H57V194H59V196H61V194L62 193H58ZM100 192V191H99ZM133 192V191H132ZM135 192V191H134ZM134 192L132 193V194H134ZM137 192V191H136ZM196 191H194V194H193V196H192V202L193 201H195V199H197L199 196L197 195L198 193L196 192ZM220 192H221V190H220ZM254 192V191H253ZM260 192V191H259ZM258 192V193H259ZM40 193H42V195L44 196V193L43 192H40ZM52 193V192H51ZM50 193V194H51ZM98 193V192H97ZM162 193V192H161ZM182 193H184V192H182ZM189 193H191V192H189ZM193 193V192H192ZM225 193H227V191L225 192ZM239 193V192H238ZM47 194V193H46ZM204 194V193H203ZM26 195V194H25ZM101 195V194H100ZM143 195V194H142ZM178 195V194H177ZM186 195V194H185ZM189 194H187V196H188ZM201 195V194H200ZM231 195V192L229 193V196ZM251 195V194H250ZM46 196V195H45ZM48 196V195H47ZM53 196V195H52ZM54 196H55V194H54ZM174 196V195H173ZM214 196V195H213ZM219 196H222L221 198H219V199H217ZM120 197V196H119ZM143 197V196H142ZM175 197H177V196H175ZM175 197H173V199L175 198ZM190 197V196H189ZM208 197V196H207ZM240 197L241 196H238V198L240 199ZM256 197V196H255ZM55 198V197H54ZM54 198H53V200H54ZM58 198V197H57ZM60 198V197H59ZM58 198V199H59ZM144 198V197H143ZM172 198V197H171ZM57 199V200H58ZM116 199H117V197H116ZM141 199V198H140ZM185 199H187V198H185ZM232 199V198H231ZM231 199H229V200H227V199H225L224 200V198H223V195H222V193H218L217 192V195H215V197L213 198H208V199H205V198H201L200 197V199H199V202L197 203V205L195 206V208H188V206L189 205H187V207L186 206H184L185 208H183L182 209V205H180V206H182L181 208H178V207H176V205H173L172 207H174L175 208V211H173V212H176L178 215H176V216H174L173 215V217H171V216H169L170 218H171V220H172V218L174 219V221H173V223H174V230L172 231V232H166V234H165V236H166V239L163 241L162 239V241L160 242L161 244L159 245V246H161L162 247V249L164 248V244H165V242L167 241V240H176V241H178L177 239H179V238H181V235L182 236H185V235H187V236H189V235H191L190 236V238H194V244L195 243H200V242H205L204 240H207L208 238H207V232H209V231H211V230H217V232L219 233V235H220V233H222V232H224V234H225V239H224V244L225 245H223V246H225L226 247V243L227 242H229V244H230V242H232L233 243V241H231V237H235V236H237V235H239V240L237 241V243L236 244H234L233 246H227L228 248H225L226 249V251H227V249H228V251L229 250H231V252H234L233 254H234V256H237L236 258H238L237 259V263L239 262V263H241V264H246V263H248V264H264V253H262V252H264V251H261V248H263L262 246H264V243H262V242H264V221H260V218H262V216H261V212L259 211V212H256V213H252V212H249V211H247L245 208H243V202L244 201H247L246 200V198L244 197V198H242V200H240V201H234V199L233 200H231ZM251 199H253V198H251ZM12 200V199H11ZM175 200V199H174ZM179 199H177V200H175V201H178ZM190 200V201H191ZM235 200H237V199H235ZM126 200H124V202H125ZM144 201V200H143ZM170 201V200H169ZM185 201V200H184ZM189 201V200H188ZM254 201V200H253ZM7 202V201H6ZM53 202V201H52ZM124 202H123V204H124ZM145 202V201H144ZM9 203V202H8ZM20 203V202H19ZM61 203H63V202H61ZM116 203H117V201H116ZM166 203V202H165ZM178 203V202H177ZM177 203H175V204H177ZM250 203V202H249ZM249 203H247V204H249ZM126 204H128L127 202H126ZM152 204V203H151ZM156 204V203H155ZM155 204H153V205H155ZM172 204H174V203H172ZM188 204V203H187ZM246 204V203H245ZM252 204V203H251ZM23 207H24V205H23V203L21 204ZM62 205V204H61ZM60 205V206H61ZM64 205V204H63ZM147 205V204H146ZM145 205V206H146ZM162 205H164V203L162 204ZM168 205H169V203H168ZM250 205V204H249ZM249 205H247V206H249ZM32 206V205H31ZM66 206V205H65ZM76 205H74L73 207H75ZM125 206V205H124ZM128 206V205H127ZM4 207V206H3ZM14 207V206H13ZM29 207V206H28ZM38 207H40V206H38ZM148 207V206H147ZM146 207V208H147ZM166 207V206H165ZM169 207V206H168ZM190 207V206H189ZM246 207V206H245ZM8 208V207H7ZM22 208V207H21ZM76 208H77V206H76ZM163 208H164V206H163ZM162 208V209H163ZM173 208V209H174ZM6 209V208H5ZM12 209H14V208H12ZM31 209H32V211H30L27 207L25 208V210H23V208L20 210V211H13V212H8V211H5V212H7V213H5V215H3L2 214V216L3 217H6V219L8 220L7 222L9 223V224H12V223H15L16 222V224H18L20 221H21V223H24V224H27V225H29V223L32 221V223H34L35 225H38V227L40 228V225L39 224H46L45 226H47V225H49L50 224V222L48 223V219L49 218H47L45 215H43V213H42V215L41 214H39V213H37V214H39V215H41V217L42 218H47V221L46 220H41L42 218L41 217H39V216H37V215H35L34 213H35V211L33 210V208L31 207ZM62 209V208H61ZM125 209V208H124ZM169 209H171V207L169 208ZM264 210V208H261L260 210ZM30 211L31 213H29L28 211ZM38 210V209H37ZM52 210V209H51ZM255 210V209H254ZM10 211H12V210H10ZM34 211V212H33ZM41 211V210H40ZM53 211V210H52ZM257 211V210H256ZM26 212V213H25ZM38 212V211H37ZM125 212V211H124ZM69 213V212H68ZM169 214H171V213H169ZM220 214H225V215H227V217H228V219L230 218L231 220H235L236 219V224H239V225H236V224H234V225H231L230 224V222H227L226 223V221H225V219H223V218H221L220 217V220H219V215ZM47 215V214H46ZM52 215H53V213H52ZM148 215V214H147ZM160 216H162L161 214H159ZM158 215V216H159ZM45 216V217H44ZM74 216V215H73ZM146 216V215H145ZM49 217H50V215H49ZM54 217H55V215H54ZM62 217V216H61ZM200 217V218H199ZM226 217V216H225ZM40 218V219H39ZM66 218V217H65ZM147 218V217H146ZM150 218V217H149ZM153 218H155V217H153ZM67 221H69L68 223H70L71 221H72V218L71 217H68L67 216ZM142 219V218H141ZM156 219V218H155ZM165 219H168V218H165ZM50 220H52V218L51 219H49V221ZM74 220V219H73ZM136 220V219H135ZM139 220V219H138ZM217 220H219V222L217 221ZM76 221V220H75ZM143 221V220H142ZM141 220H140V222H142ZM5 223H6V225H7V222L6 221H4ZM112 222H113V220H112ZM115 222V221H114ZM136 222H138V223H140L139 221H136ZM163 222V221H162ZM166 222V221H165ZM168 222V221H167ZM166 222V223H167ZM171 222V221H170ZM4 223V224H5ZM39 223V224H38ZM48 223V224H47ZM78 223V222H77ZM81 223V222H80ZM122 223V222H121ZM145 223V222H144ZM151 223V224H150ZM15 224V226H17ZM62 224V223H61ZM67 224V223H66ZM71 224V223H70ZM91 224V223H90ZM125 223H123V225H124ZM140 224H142V223H140ZM149 224L150 225H147L148 227H146V228H148V230L147 231H149V232H151V230H156V229H158V228H160V226L162 227V223H160L158 220H149ZM165 224V223H164ZM2 225V224H1ZM27 225H26V227H24V228H30V227H27ZM32 225V224H31ZM30 225V226H31ZM108 225V224H107ZM130 225H133V224H130ZM135 226H137L138 224H134ZM143 225V224H142ZM201 225V226H200ZM8 226V225H7ZM51 226L53 227L54 225H52L51 224ZM71 226H74V225H70V227ZM81 226V225H80ZM87 226H89V225H87ZM129 226V225H128ZM144 226H146V223L144 224ZM144 226H140L142 229V231H143V227ZM200 226V227H199ZM5 226H3V228H4ZM10 227V226H9ZM34 227V226H33ZM44 227V226H43ZM52 227L50 228L49 227V229H52ZM105 227V226H104ZM111 227V226H110ZM124 227V226H123ZM132 227V226H131ZM138 227V226H137ZM6 228V227H5ZM21 228V227H20ZM72 228H74L75 229V227H72ZM91 228V227H90ZM103 228V227H102ZM145 228V227H144ZM31 229H32V227L30 228V229H28V230H26V232L25 233H23L22 231H20V233L21 234H18L17 236H18V242L17 243H15L14 244V246H16V247H14L15 249H14V254H12L14 257H16L14 260H13V262L12 263H10V264H21V263H19V262H21L22 261V257H23V254L26 252V253H30L31 251H33L34 249H36V247H35V245L36 244H38L37 243V241H36V238L37 237H34V236H31L32 234H31ZM35 229V228H34ZM85 229V228H84ZM101 229V228H100ZM109 229V228H108ZM120 229V228H119ZM129 229H130V227H129ZM129 229L128 230H126V231H128L129 232ZM204 230L205 232H203V231H200V230ZM9 230V229H8ZM21 230V229H20ZM43 231L44 230H46L45 228L44 229H42ZM89 230V229H88ZM91 230H93V229H91ZM106 230H107V228H106ZM105 230V231H106ZM144 230H146V229H144ZM170 230H171V227H170ZM7 231V230H6ZM5 231V232H6ZM15 231V230H14ZM37 231H38V229H37ZM80 231H82L83 232V230H80ZM84 231H86V229L84 230ZM90 231V230H89ZM95 231V230H94ZM101 231V230H100ZM157 231H159V230H157ZM0 232H4L3 230L2 231H0ZM8 232H10V231H8ZM16 232H18V231H16ZM34 232V231H33ZM47 232H48V230H47ZM153 232V231H152ZM35 233H36V229H35ZM87 234H88V232H86ZM94 233V232H93ZM103 233H104V231H103ZM156 233V231L154 232V234ZM160 233V232H159ZM212 233V232H211ZM4 234V236L5 237H7L6 235H8L9 233H7V234H5V233H3ZM62 235H66L65 237H68V238H66V239H69V236H67V234H63V233H61ZM69 234V233H68ZM90 234V233H89ZM107 234V233H106ZM112 234V233H111ZM125 234V233H124ZM154 234H152L151 233V238H153V235ZM158 234V233H157ZM156 234V236H158L159 237V235H157ZM178 234H180V235H178ZM216 234V233H215ZM215 234H213V235H215ZM224 234H223V236H224ZM241 234V235H240ZM2 234H0V236H1ZM36 235V234H35ZM41 235V234H40ZM92 236H93V234H91ZM91 235H86V236H91ZM102 235V234H101ZM123 235V234H122ZM148 235H150V234H148ZM210 235V234H209ZM218 235V236H219ZM3 236V235H2ZM15 236V235H14ZM95 236V235H94ZM104 236H105V234H104ZM5 237H1L0 238V240L1 239H3V238H5ZM34 237V238H33ZM47 237H48V235H47ZM62 237V236H58V238L57 239H60V238ZM102 237V236H101ZM143 237V236H142ZM158 237H155L154 236V238H158ZM213 237V236H212ZM217 237V236H216ZM220 237V239L222 238L221 236H219ZM218 237V238H219ZM51 238V237H50ZM64 238V237H63ZM71 238V237H70ZM76 238V237H75ZM147 238H149V237H147ZM150 238V239H151ZM153 238V239H154ZM207 238V239H206ZM230 238V239H229ZM256 238V242L255 243H253V239H255ZM13 239V238H12ZM11 239V240H12ZM17 239V238H16ZM92 238H90V240H91ZM99 239V238H98ZM187 239V238H186ZM238 239V238H237ZM252 239V240H251ZM40 240V239H39ZM73 240V237L71 238V241ZM102 240V238L99 240V241H101ZM152 240V239H151ZM159 240L160 239H154V241L153 242H155V241H157V243H159ZM213 240V239H212ZM230 240V241H229ZM12 241H14V240H12ZM11 241V242H12ZM41 242L40 243H42V239L40 240ZM44 241V240H43ZM75 241H76V239H75ZM104 241L105 242H107V243H116L117 242V239L115 238V236H113V235H110V234H107L106 235V237L104 238ZM104 241H103V243H104ZM127 241V240H126ZM209 241H211V240H209ZM216 241H217V239H216ZM10 242V241H9ZM70 242V241H69ZM132 241H128V242H126V245H128L129 247H131V245H133L132 243H131ZM136 242H138V241H136ZM147 242V241H146ZM14 243V242H13ZM36 243V244H35ZM40 243L37 245V246H39L40 245ZM44 243V242H43ZM62 243H64V242H62ZM67 243V242H66ZM66 243H64V244H66ZM74 243V242H73ZM79 243V242H78ZM90 243V242H89ZM93 243V242H92ZM102 243V242H101ZM120 243V242H119ZM118 243V244H119ZM157 243H154V244H156L157 245ZM172 243V242H171ZM205 243H208V240H207V242H205ZM256 243H258L257 245H256ZM48 244V243H47ZM106 244V243H105ZM109 244H106V245H109ZM169 244V241L167 242V244H165V245H168ZM187 244V243H186ZM193 244V245H194ZM6 245H7V243H6ZM44 245L46 246V243H44ZM44 245H41V247L39 246V248H42V249H44ZM58 245H60L59 243H58ZM102 245V244H101ZM100 245V246H101ZM228 245V244H227ZM232 245V244H231ZM8 246V245H7ZM75 246H77V245H75ZM127 246V247H128ZM135 246V245H134ZM155 246V245H154ZM169 246V245H168ZM167 246V247H168ZM171 246L172 245H170V248L169 249H173V248H171ZM173 246H175V245H173ZM172 246V247H173ZM183 246V245H182ZM181 246V247H182ZM189 247H192V244H190V245H188ZM219 247H220V245H218ZM50 247V246H49ZM48 247V248H49ZM88 247V246H87ZM90 247V246H89ZM167 247H165V249H167ZM186 247V246H185ZM7 248V247H6ZM9 248V247H8ZM38 248V247H37ZM47 247H45V249H48ZM53 248V247H52ZM84 248V247H83ZM99 248V247H98ZM103 248V247H102ZM109 248H111L110 246H109ZM113 248V247H112ZM111 248V251L113 250ZM115 248H117V247H115ZM135 248H137V247H135ZM220 248H222V247H220ZM4 249V248H3ZM55 249V248H54ZM61 249V248H60ZM93 249V248H92ZM126 249V248H125ZM127 249H129V248H127ZM161 249V248H160ZM186 249H188V247L186 248ZM186 249H184V250H186ZM224 249V248H223ZM13 250V249H12ZM39 251H41V249H38ZM37 250V251H38ZM49 251H50V249H48ZM85 250V249H84ZM98 249L96 248V250L95 251H97ZM100 250V249H99ZM105 250V249H104ZM124 250V249H123ZM183 250V251H184ZM195 250V249H194ZM240 250V251H239ZM44 251V250H43ZM47 251V250H46ZM56 251V250H55ZM61 251V250H60ZM76 251V250H75ZM83 251V250H82ZM89 251V250H88ZM94 251V252H95ZM118 251V250H117ZM116 250L114 251V252H112L113 254L114 253H116L117 252ZM127 251V250H126ZM134 251H135V249H134ZM137 251V250H136ZM135 251V252H136ZM162 251V250H161ZM220 251H222L223 253H226L224 250H220ZM7 252V251H6ZM5 252V253H6ZM13 251H11V253H12ZM52 253H53V249H52V251H51ZM98 253H100V251H97ZM105 252H106V250H105ZM163 253L165 252V251H162ZM186 252V251H185ZM191 252V251H190ZM205 252V251H204ZM221 252V253H222ZM230 252V251H229ZM5 253H2L3 255L5 254ZM9 253V252H8ZM56 254H57V252H55ZM60 253V252H59ZM87 253H89V252H87ZM107 253V252H106ZM120 253V252H119ZM162 253V254H163ZM181 253V252H180ZM28 254H27V256H28ZM55 254V255H56ZM61 254V253H60ZM108 254H110V257H112V259L111 258H109V259H111V260H113V256H118V254L116 253V255H112L111 254V252L108 250ZM108 254H106V255H108ZM124 254V253H123ZM122 254V255H123ZM185 254V253H184ZM193 254V253H192ZM196 254V253H195ZM195 254L192 256V257H194L195 256ZM203 254V253H202ZM205 254H206V252H205ZM229 254H231V253H229ZM232 254V255H233ZM236 254V255H235ZM30 255V254H29ZM39 255H41V254H39ZM38 255V256H39ZM53 255V254H52ZM58 255V254H57ZM56 255V256H57ZM66 255V254H65ZM76 255V254H75ZM78 255V254H77ZM84 255H86V254H84ZM179 255H181V254H179ZM188 255V253H186V256ZM5 256H7V255H5ZM33 257H32V259L35 257L34 255H32ZM38 256H36V259L34 258V260L32 261V263H40L39 262V257ZM61 256V255H60ZM109 256V255H108ZM201 256V255H200ZM204 256V255H203ZM221 256H222V254H221ZM231 255H229V257H230ZM11 257V256H10ZM41 257H43V256H41ZM65 256H63V258H64ZM83 257V256H82ZM107 257V256H106ZM119 257H121V256H118V257H116V259H120L121 260V258H119ZM157 257H162V256H157ZM195 257H197V256H195ZM194 257V258H195ZM223 257H224V255L222 256V257H220V258H222L223 259ZM13 258V257H12ZM28 258V257H27ZM80 258V257H79ZM105 259V257H102V259ZM163 258V257H162ZM181 258H182V256H181ZM184 258V257H183ZM191 258V257H190ZM224 258H227V256H225ZM231 258V257H230ZM229 258V259H230ZM232 258H233V256H232ZM7 259V258H6ZM31 259V260H32ZM42 259V258H41ZM41 259H40V261H41ZM54 259V258H53ZM56 259H57V257H56ZM89 259H90V257H89ZM92 260H93V258H91ZM100 259V258H99ZM102 259H100L101 261H102ZM103 259V260H104ZM109 259H108V262L110 263V261H109ZM115 259V258H114ZM130 259V258H129ZM192 259V258H191ZM5 260V259H4ZM3 259L0 261V263L2 264V261H4ZM29 260H30V257H29ZM38 260V262H36ZM59 260H62L61 259V257L59 258ZM64 260H66V258H64ZM91 260V261H92ZM120 260H118L119 262H117L118 264L120 263ZM137 260V262H138V259H136ZM162 260H164V259H162ZM184 259H179V261L181 262V261H183ZM193 260V259H192ZM196 260V259H195ZM195 260H194V262H195ZM239 260V261H238ZM6 261V260H5ZM10 261H11V259H10ZM23 261H24V259H23ZM125 261V260H124ZM140 261V260H139ZM177 261H178V259H177ZM227 261V260H226ZM232 261H235V260H233L232 259ZM16 262V263H15ZM27 262L28 261H25L24 262V264H27ZM61 262V261H60ZM67 262V261H66ZM77 262V261H76ZM75 262V263H76ZM84 262V261H83ZM105 262H107V261H105ZM113 262L115 263L116 261L115 260H113ZM165 262V261H164ZM163 262V263H164ZM228 262V261H227ZM3 263H6V262H3ZM31 263V262H30ZM116 263V264H117ZM136 263V262H135ZM179 263V262H178ZM196 263V262H195ZM198 263H200V262H198ZM9 264V263H8ZM63 264H66V263H63ZM72 264H74V263H72ZM76 264H78V263H76ZM85 264V263H84ZM94 264H97V263H94ZM103 264V263H102ZM108 264V263H107ZM111 264H112V262H111ZM124 264V263H123ZM136 264H138V263H136ZM144 264V263H143ZM191 264V263H190ZM229 264H231V263H229Z\"/></svg>",
	"mask_w": 264,
	"mask_h": 264
}]
</instances>
